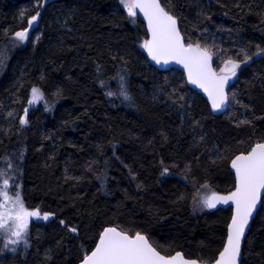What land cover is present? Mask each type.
<instances>
[{
    "label": "trees",
    "instance_id": "trees-1",
    "mask_svg": "<svg viewBox=\"0 0 264 264\" xmlns=\"http://www.w3.org/2000/svg\"><path fill=\"white\" fill-rule=\"evenodd\" d=\"M30 3L31 0H0V46L12 38L11 31L21 26L18 13L26 5L30 11ZM174 3L186 34L202 35L193 27L196 24L207 26L226 46L241 39L264 46V0H239L240 6L237 0ZM199 6L210 9L211 20L197 19ZM62 20L67 26L61 25ZM42 23L38 29L43 33L40 39L35 45L29 41L18 48L0 78V155L23 149L26 203L55 211L57 217L77 223L81 231L79 238L68 235L57 217L47 223L34 222L29 248L2 257L0 264H41L48 248L54 252L48 264H76L95 229L108 219L146 227L158 244L171 245L170 250H182L189 256L215 249L231 209L194 216L192 196L196 191L179 169L185 161H191V172L200 181L197 187L207 178L216 190H229L234 177L227 159L212 160L215 149H208L213 143L243 149L249 135L264 134V117L260 115L264 112V83L257 75L264 73V60L255 59L251 66L238 71L230 89H236L240 99L254 105L256 116L252 124H233L225 113L209 115L204 97L187 82L181 86L185 99L193 101L188 105L192 116H203L204 128H197L195 135L207 133L204 141L194 144V134L189 130L191 116L181 124L180 105L167 96L173 84L186 79L184 73L157 69L147 59L137 42L145 33L144 23L139 18L133 23L118 0H49ZM125 53L130 57L128 81L136 107L107 96L95 79L97 64L112 73L120 63L119 56ZM214 62L219 63L215 57ZM250 80L254 82L248 83ZM33 83L49 95L54 85H62L64 94L52 109L45 108L43 102L35 109L29 105L30 123L17 132L19 121L13 117L23 112ZM111 83L115 85V81ZM161 88L163 91H158ZM235 107L234 115L238 117L243 110L239 105ZM9 109L15 110L13 117L7 115ZM251 111L248 110L249 115ZM241 140L245 142L238 143ZM97 144H103L102 154ZM105 156L108 176L102 187L95 173L84 165L94 157L99 164L93 168L104 167ZM161 158L179 163L170 165L171 173L161 176ZM129 169L136 175L132 176ZM76 176L81 179L76 180ZM180 193L186 195L178 200ZM249 236L253 239L246 264H264L256 254L264 249L261 215L255 218Z\"/></svg>",
    "mask_w": 264,
    "mask_h": 264
},
{
    "label": "snow or ice",
    "instance_id": "snow-or-ice-1",
    "mask_svg": "<svg viewBox=\"0 0 264 264\" xmlns=\"http://www.w3.org/2000/svg\"><path fill=\"white\" fill-rule=\"evenodd\" d=\"M220 2L221 0H217V3ZM120 5L133 23L142 17L145 33L137 42L145 50L147 58L156 64L167 65L174 62L183 66L186 79L182 78L179 84H173L167 96L180 105L181 124L191 116L189 130L194 134V144L204 141L207 133L195 135L197 128L201 130L204 128L203 116H192L188 109V105H191L193 101L185 99V92L181 86L186 82L198 86L206 94L205 102L209 106V115L223 112L232 119L233 124L253 123L252 118L256 116L254 105L240 99L236 89L229 91V82L233 77L238 78V71L251 66L255 59L264 60V46L261 43L241 39L226 46L207 26L200 27L196 24L193 27L202 35L186 34L181 28V15L176 11L174 0H164V2L162 0H120ZM237 5L240 6L239 0ZM48 6L49 0H31L30 11L26 10L27 5L19 11L17 18L21 26L10 33L13 37L11 41L13 47L28 41L35 45L43 34L38 29L43 27L44 11ZM197 10L198 20L201 17L211 20L212 13L209 8L199 6ZM60 23L62 26H67L63 20ZM223 27L225 26L217 25V28ZM5 31L7 32V29ZM233 40L235 41L236 38L233 37ZM253 44H255L254 48ZM60 46H63L62 41ZM214 57L219 63L214 62ZM7 58L8 48L4 45L0 47V65H3ZM113 58L115 59V56ZM129 58L127 53L119 56L120 63L112 73H106L104 67L97 64L95 79L107 96L120 98L121 102L136 107L135 97L128 81ZM257 75L262 77V83H264V73H257ZM43 78L44 74L41 73V79ZM111 81H115V85ZM253 82L248 81V83ZM19 83L22 85L23 81L20 80ZM63 94L62 85H54L49 95L42 87L33 83L23 112L16 117H13L14 109H9L7 112L9 117L19 121V127L15 130L19 132L30 123L29 105L42 101L45 108L52 109ZM17 99L21 98L17 97ZM236 105L243 110L238 117L234 115L237 112ZM249 109L252 110L250 115ZM260 115L264 117V112ZM9 127H12L11 123ZM164 138L167 139L166 134ZM244 142L238 141V143ZM96 147L102 154L103 144H97ZM204 147L208 148V145L204 144ZM213 149L215 151L210 157L212 160L226 158L230 165L234 179L229 190H216L207 178L203 179L200 187H197L200 181L191 172V161L184 162L183 167L179 169V174L185 181L192 183L196 191V195L192 196L193 209L215 208L218 204L228 205L231 209L224 234L215 249L189 256L182 250H170L171 245L158 244L146 227L119 219H108L102 221L95 229L93 239L89 245L82 248L76 264H246L245 257L251 252L253 239L247 231L251 227L250 222L256 215L264 218V134L249 135L247 146L243 149L233 150L228 143H225L223 147L213 143L208 150L212 152ZM23 158V149L5 151L3 155H0V161L3 162V166L0 167V253H16L21 246L26 250L32 244L31 224L34 218L47 221L50 217H57L55 211L44 210L40 204L28 205L23 198L20 181L23 169L19 164ZM159 163L160 175L163 176L171 173L170 165L177 166L179 162L165 161L161 158ZM94 164H99V161L93 157L85 162L84 167L95 173L103 187L108 176V158L104 157V167L93 168ZM129 171L132 176L136 175L131 169ZM65 175H69L67 167ZM74 178L81 179L80 176ZM185 195L180 193L177 199H183ZM57 218L68 235L76 234L79 238L81 228L77 223L70 222L64 217ZM60 239L63 240V237ZM256 254L264 260V249ZM43 255L45 259L41 264H48L54 252L48 248Z\"/></svg>",
    "mask_w": 264,
    "mask_h": 264
},
{
    "label": "rangeland",
    "instance_id": "rangeland-1",
    "mask_svg": "<svg viewBox=\"0 0 264 264\" xmlns=\"http://www.w3.org/2000/svg\"><path fill=\"white\" fill-rule=\"evenodd\" d=\"M119 2H120V0H118ZM12 39H13V37L11 38V39H9L8 40V42L7 43H5V44H3V45H1L0 47H3L4 45H7V48H8V58L4 61V63H3V65H0V78L3 76V74L6 72V70H7V66H8V63H9V61H10V59L12 58V56L14 55V53H15V51L18 49V48H20V47H22V46H24L25 44H27L28 42H25L23 45H19V46H16V47H13L12 46V44H11V41H12ZM42 101H40V102H37V103H35V104H33V105H30V107L31 108H37L38 107V105L41 103ZM22 160H20L19 161V164H20V167H22ZM3 166V163H2V165L0 166V167H2ZM20 181H21V186H22V195H23V181H22V173H21V176H20ZM201 190H203V189H201ZM196 195V194H195ZM192 211H193V215L194 216H198V215H203V214H205L206 212H208V211H210L209 210V208H196V209H193V207H192ZM41 223L42 221H41V219H39V220H36L35 218H34V220H33V223ZM31 226H32V224H31ZM29 248V247H28ZM27 248V249H28ZM26 249V250H27ZM20 250H25L22 246L20 247ZM19 251H17L16 253H18ZM16 253H11V252H4V253H0V259L2 258V257H5V256H7V255H15Z\"/></svg>",
    "mask_w": 264,
    "mask_h": 264
},
{
    "label": "water",
    "instance_id": "water-1",
    "mask_svg": "<svg viewBox=\"0 0 264 264\" xmlns=\"http://www.w3.org/2000/svg\"><path fill=\"white\" fill-rule=\"evenodd\" d=\"M139 19L144 23L142 17L139 18ZM144 53H145V55H146L145 50H144ZM146 57H147V56H146ZM147 59H148V60H149V61H150V62H151V63H152L157 69H161V70H172V69H177V70H179V71H181V72L184 73V71H183V66H182V65L175 64L174 62H173V63H170V64H167V65H165V64H156L154 61H151L150 58H147ZM184 75H185V73H184ZM237 76H238V73H237ZM236 80H237L236 77L231 78V80H230V82H229V84H230L229 91H230V89L233 87V85L235 84ZM187 83H188V85L190 86V88H191L192 90L196 91L198 94H200L201 96H203L204 99L206 100V94L203 93V90H202V89H200V88H199L198 86H196V85L191 84L190 82H187ZM222 113H223V112H215V114H222ZM220 209H222V210H230L229 206H228V205H224V204H218L215 208H209L210 211H216V210H220ZM256 217H257V215L255 216V218H256ZM53 218H54V217H50L49 220H50V219H53ZM255 218L250 222L251 227H252V225H253V222H254ZM49 220L45 221V220L41 219V221H42V222H45V223H47ZM251 227H250V229L247 230V231H248V235H249V232H250V230H251Z\"/></svg>",
    "mask_w": 264,
    "mask_h": 264
}]
</instances>
